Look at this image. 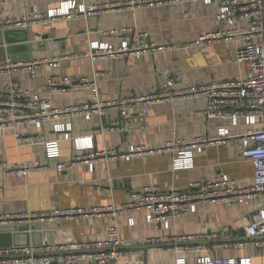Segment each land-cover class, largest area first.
Masks as SVG:
<instances>
[{
  "label": "crops",
  "instance_id": "1",
  "mask_svg": "<svg viewBox=\"0 0 264 264\" xmlns=\"http://www.w3.org/2000/svg\"><path fill=\"white\" fill-rule=\"evenodd\" d=\"M61 1L90 5L111 0ZM60 6L59 0H0V21L20 19L33 14L36 8L48 11ZM217 12L216 4L207 5L197 1L141 7L134 11H111L102 15L73 13L50 24L32 25L25 29L26 34L18 31L11 36L18 39L28 37L27 43L30 45L37 43L36 47L30 46V59L65 58L58 68L43 64L35 79H31L26 72L18 71L0 75V91L13 79L32 92L38 91L54 106L67 107L90 102V91L82 89L55 94L48 85L49 80L88 77L96 80L103 100H118L155 91L166 73L177 74L179 87L213 80L244 79L248 75L247 64L237 59V51L245 43L241 37L212 41L200 47L181 48L165 54H146L140 59L108 57L93 60L84 55L90 51L94 41L119 45L122 37L105 36L102 32L128 26L147 32L150 41L180 46L194 41L203 33L226 30V25L218 22ZM44 35L49 38L44 39ZM257 40L264 44V28ZM17 50L15 56L25 54L24 47ZM3 56L4 52L0 51V58ZM206 108L207 100L200 97L154 104L149 106L145 115L140 104L130 111H125L123 106H115L110 109L109 115L95 116L91 120L83 116L65 120L73 126L70 136H91L95 149L108 147L120 151H128L135 144L158 149L175 138L191 140L206 135L217 140L219 129H229L230 137L226 142L214 143L201 153H195L193 167L186 169H175L171 153H155L131 161L99 162L93 170L87 164H78L59 171L56 162L70 161L76 149L72 139H66L63 133L54 131L53 123L41 128L20 125L14 129L0 130V158L9 165H23L36 160L50 165L47 170L32 171L26 176L8 175L0 165V215L121 207L145 186L183 190L192 182L211 180L219 173L228 174L241 186L251 185L253 164L242 158L240 151L243 145L239 140L249 127L243 121L235 125L229 119L200 116L198 112ZM114 121H120L122 129L108 130ZM17 132L38 134L45 140L60 138L61 157L58 160L48 159L44 144H23L16 137ZM260 202L257 200L247 207L241 201L230 207L215 202L171 221L168 228L149 223L144 211H123L115 217L110 212L75 214L57 220V225L46 231L40 230L44 232L31 237V240L37 243L47 240L48 244L57 245L106 238L109 226L115 222L120 230L121 241L115 249L122 252L117 264H176L179 258H185L186 264H199L197 259L208 252L226 258H249L250 264H264V236L251 239L246 233L242 234L252 221ZM209 234H215L214 240L219 243H209L211 239L206 237L199 239V245H177L176 240L179 238ZM10 235L5 234L2 242H17L20 245L27 240L25 234L18 233L16 237ZM152 239L157 242H150ZM246 239L257 241L259 245H236ZM173 243L175 245L168 247L156 246ZM93 263L94 260L89 259L78 264Z\"/></svg>",
  "mask_w": 264,
  "mask_h": 264
},
{
  "label": "built area",
  "instance_id": "2",
  "mask_svg": "<svg viewBox=\"0 0 264 264\" xmlns=\"http://www.w3.org/2000/svg\"><path fill=\"white\" fill-rule=\"evenodd\" d=\"M59 1L61 6L57 9L43 11L36 8L33 14L25 15L20 19L2 20L0 28L5 30L27 29L32 25L53 23L73 13L102 15L111 11H134L141 7L201 1L207 5H217L218 22L226 25V30L203 33L194 41L178 46L150 41L147 32L139 31L132 26L120 27L102 32L105 36L122 37L123 40L119 45L94 41L91 43L90 51L84 55L93 60L108 57L140 59L146 54H165L181 48L200 47L212 41L241 37L245 43L238 49L237 59L247 64L248 75L240 80H213L179 87L177 86V74L166 73L164 80L155 91L118 100H103L96 80L88 77H63L61 80H49L48 85L55 94L73 93L82 89L90 91V102L72 104L67 107L54 106L38 91L32 92L12 79L5 89L0 91V130L14 129L20 125H35L41 128L48 123H53L55 132L63 133L66 139L70 138L75 143L76 154L70 161L58 160L61 157L60 138L45 140L43 136L34 133L17 132L15 135L23 144H44L47 158L58 160L56 168L59 171L68 170L78 164H87L93 170L99 162L131 161L143 155L155 153H171L174 156L175 169H186L193 167L195 153H201L214 143L226 142L230 137L229 129H219L217 140L206 135L191 140L175 138L167 141L163 147L158 149L149 148L144 144H135L130 146L128 151H120L118 148L108 147L95 149L91 136H70L73 126L65 120L76 116L91 120L95 116L109 115L110 109L115 106H123L125 111H130L140 104L143 108L142 114L145 115L149 106L154 104L203 97L207 100V108L198 112L200 116L229 119L235 125L243 121L249 127L239 137V140L243 145L240 151L242 158L248 159L253 164V183L249 186H241L228 174L219 173L211 180L201 179L192 182L183 190H163L157 185L145 186L133 194L130 201L121 207L107 206L90 209H59L40 213L2 214L0 225H16L22 228L37 222L50 223L75 214L110 212L115 217L123 211H144L149 223L156 227L162 225L168 228L171 221L195 213L215 202H222L230 207L241 201L247 207L261 200L252 221L245 227V233L250 238L264 236V44L257 40L264 28V0H111L90 5L78 4L76 1ZM64 58L28 60L7 58L0 62V75L18 71L26 72L31 79H35L43 64L58 68ZM119 129H122L120 121H114L108 128L110 131ZM0 165L6 169L8 175L16 176H26L32 171H44L50 167V165L41 164L38 160L23 165H9L2 158H0ZM28 231L31 230L28 229ZM119 235L118 224L113 222L108 228L106 238L97 237L94 240L57 245L0 246V257H14L0 259V263L78 264L81 261L93 259V264H117L122 256V252L115 249L121 244ZM206 237L214 239L216 235H194L182 237L176 241H193ZM150 242L157 241L152 239ZM236 245L238 247L257 246L259 242L246 240ZM91 251L97 252L91 253ZM66 252L72 253L59 254ZM43 253L55 254L41 255ZM197 261L199 264H250L249 258H226L214 256L210 252L200 256ZM176 264H186V259L179 258Z\"/></svg>",
  "mask_w": 264,
  "mask_h": 264
},
{
  "label": "water",
  "instance_id": "3",
  "mask_svg": "<svg viewBox=\"0 0 264 264\" xmlns=\"http://www.w3.org/2000/svg\"><path fill=\"white\" fill-rule=\"evenodd\" d=\"M21 32L26 34L27 31L25 29H6L5 31L0 30V51L4 52V56L2 58H0V60L4 59L6 60L7 58H11L12 60H28L31 58V55L29 53V49L30 46L36 47L37 43H32L31 45L28 42V37H24V39H18V38H11L12 35H14L17 32ZM44 39H48L49 36L48 35H44L43 36ZM63 39H60V41H62ZM50 43V41L48 42ZM20 47H24L25 50V54L23 56L18 57L15 56V54H18V48ZM6 57V58H5ZM3 60V61H4ZM54 225H57V221H53L50 223H41V222H37L35 224H32L31 226H27V227H22L19 228L16 225H10V226H6V225H0V246L4 247V246H10V245H17L16 243H4L2 242V237L5 234H8L10 236L14 235L15 237L19 234H25L27 237L26 242H24L23 244H20L18 246L21 245H31V242L33 245L35 246H42V245H47L49 243V241L45 240V241H41V242H36L35 240H31L32 238H34L36 235H41L42 232L44 231H40V230H45V229H50L51 227H53ZM31 230L30 232L28 231ZM27 230V231H26ZM46 231V230H45ZM244 231H242V234L244 235ZM32 237V238H31ZM254 239V238H251ZM229 240V239H228ZM227 240V241H228ZM233 240V239H231ZM244 240V239H240ZM247 240V239H246ZM201 243V240H193V241H182V242H178L177 245H187V246H195V245H199ZM209 243H219V241H216L214 239H211L209 241ZM175 245L173 244H167V245H156V246H173ZM105 251L110 250V249H103ZM68 253H72V252H66V253H59V254H68ZM49 255V254H55V253H43L41 255ZM4 258H14V257H7V256H1L0 259H4Z\"/></svg>",
  "mask_w": 264,
  "mask_h": 264
}]
</instances>
